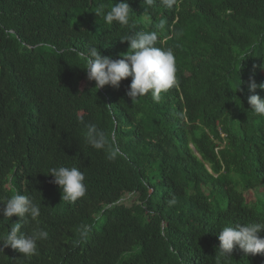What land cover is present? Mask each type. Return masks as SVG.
I'll use <instances>...</instances> for the list:
<instances>
[{
	"label": "trees",
	"instance_id": "1",
	"mask_svg": "<svg viewBox=\"0 0 264 264\" xmlns=\"http://www.w3.org/2000/svg\"><path fill=\"white\" fill-rule=\"evenodd\" d=\"M115 2L0 0V201L31 197L40 216L21 230L49 234L30 257L5 248L0 264H264V253L217 252L222 227L264 222V115L247 84L264 64V0H156L147 13L127 0L130 26L103 20ZM131 31H156L174 51L177 85L159 103H133L131 77L95 88L83 69L94 46L120 58ZM87 123L115 139L117 159L86 144ZM59 166L84 172L75 202L48 175ZM19 220L0 215V235Z\"/></svg>",
	"mask_w": 264,
	"mask_h": 264
},
{
	"label": "clouds",
	"instance_id": "2",
	"mask_svg": "<svg viewBox=\"0 0 264 264\" xmlns=\"http://www.w3.org/2000/svg\"><path fill=\"white\" fill-rule=\"evenodd\" d=\"M142 6L147 13L156 0H141ZM167 9L177 5V0H159ZM103 9V5L101 6ZM127 0L114 3L110 10L103 15L107 24L116 22L121 26H130V14L132 12ZM99 16L100 13L98 12ZM166 21L160 20V28L165 26ZM134 27V25H131ZM177 32L176 35H181ZM122 42H128L127 52L121 53L120 58L113 59L102 54L97 47H92L84 57L86 65L83 68L89 81H95V88L101 89L112 86L119 89L123 80L131 77L126 95L134 103L137 98L150 94L153 101L159 103L161 94L177 85L176 61L172 48L157 47L158 33L156 31H131L120 38ZM264 71V64L253 65L251 75L247 81L249 91L248 104L256 115H264V98L256 94L257 89L264 90V82L257 83L255 79L256 69ZM240 77V75H239ZM245 83L240 77V83L235 91H243L241 87ZM85 142L91 148L103 150L107 159L115 160L121 154L115 139H109L108 135L94 123L85 124ZM50 176L54 177L53 183L62 191V201L75 202L86 192L85 175L80 168L72 166L53 167ZM0 215L4 218L20 217L19 222L11 224L6 235H0V252L11 247L30 257L37 252L38 241L48 238V232L43 228L35 229L25 233L22 227L28 226L29 220L37 221L40 216V205L31 197L24 194H15L6 201H0ZM170 205L175 204L173 197L168 201ZM264 222L237 223L234 226H224L219 230L220 245L217 252L227 260L232 257L237 248L245 256H255L264 253Z\"/></svg>",
	"mask_w": 264,
	"mask_h": 264
},
{
	"label": "rangeland",
	"instance_id": "3",
	"mask_svg": "<svg viewBox=\"0 0 264 264\" xmlns=\"http://www.w3.org/2000/svg\"><path fill=\"white\" fill-rule=\"evenodd\" d=\"M86 84V83H85ZM246 197L255 198V194L253 190H249L245 192ZM137 199V194H126L121 200L122 203L130 206Z\"/></svg>",
	"mask_w": 264,
	"mask_h": 264
}]
</instances>
